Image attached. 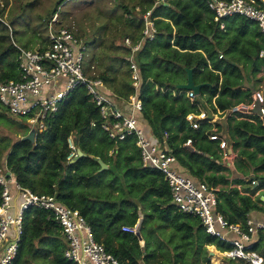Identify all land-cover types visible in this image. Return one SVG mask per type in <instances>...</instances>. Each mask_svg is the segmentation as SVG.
Returning a JSON list of instances; mask_svg holds the SVG:
<instances>
[{
    "label": "trees",
    "instance_id": "obj_1",
    "mask_svg": "<svg viewBox=\"0 0 264 264\" xmlns=\"http://www.w3.org/2000/svg\"><path fill=\"white\" fill-rule=\"evenodd\" d=\"M250 1L264 9V0ZM154 2L135 0L128 6L120 0L127 28L121 38L126 54L121 62L127 69L122 71L119 84L111 69L96 75L112 92L125 97L134 89L128 67L130 48L124 39L133 43L140 39L142 13ZM151 18L156 34L152 40H144L135 54L142 103L139 125L152 141L172 152L179 173L194 183L204 181L216 188L214 211L229 223L244 226L255 211L262 212L264 218L263 208L251 197L255 190L264 189V183L252 188L248 182L264 171L260 118L231 115L213 124L202 122L197 129L185 118L187 113L197 112L198 106L221 116L230 106L251 100L259 81L257 74L264 72V56H259L264 38L257 24L239 15L215 21L206 0H167L153 7ZM7 31L0 21V82L19 79L16 49ZM186 68L192 69L196 84L208 83L193 102L186 91L176 89L177 84L186 82ZM44 127L35 131L33 142L22 139L28 131L22 133L2 161L22 186L54 194L60 203L78 210L94 240L120 264H185L186 260L207 264L211 259L207 246L230 249V244L206 233L196 216L176 209L163 174L142 166L134 136L118 141L108 137L101 127L98 107L83 86L63 98L57 111L45 118ZM214 132L227 139L236 153L230 167L221 164L218 143L208 138ZM70 135L84 153L73 163L67 161ZM187 139L190 146L184 144ZM89 155L99 157L108 168L99 170ZM139 212L140 238L122 230L138 223ZM66 247L52 213L28 207L23 212L22 235L12 264H76L64 256ZM253 249L264 256L263 234L254 237Z\"/></svg>",
    "mask_w": 264,
    "mask_h": 264
},
{
    "label": "built area",
    "instance_id": "obj_2",
    "mask_svg": "<svg viewBox=\"0 0 264 264\" xmlns=\"http://www.w3.org/2000/svg\"><path fill=\"white\" fill-rule=\"evenodd\" d=\"M73 1L83 0H64L63 3ZM166 2L155 0L153 7ZM206 3L215 14V21L239 15L254 21L264 38V9L250 0H206ZM153 7L142 13L140 39L136 43L130 38L124 39L125 45L130 48L128 60L134 87L133 93L126 100L110 91L102 79L93 74V67H88L84 41L69 29L55 28L56 21L52 19L47 25V44L41 49H28L12 42L16 49L19 79L0 82V103L10 115L24 117L29 124L36 126L32 128L34 131H41L45 128V118L57 111L63 98L76 87L83 86L98 107L101 127L108 137L114 141L123 140L127 136L135 137L142 166L154 167L163 174L170 189L171 202L179 212L196 216L206 233L230 244V249L223 251L225 257L246 264H264V256L253 249L254 237L258 233L264 235V218L254 220L248 217L244 226L229 223L224 215L214 211L216 188L204 181L194 183L191 178L179 173L174 166L175 157L172 152L159 142L152 141L139 125L138 113L142 103L139 98L140 75L135 54L144 40H152L156 34L154 20L151 18ZM220 27H224L222 22ZM259 56H264V50L260 51ZM186 95L192 102L196 97L191 90L186 91ZM257 106L258 113L255 112ZM209 113L212 114L211 118ZM220 114L198 106L197 112H189L185 118L193 129H197L202 122L213 124L219 117L224 120L231 115L246 118L257 115L264 127V92L254 89L250 101L236 103ZM208 138L217 141L221 164L232 166L236 153L232 149L228 150L227 139L216 132L209 134ZM67 142L70 148L67 161L70 162L77 148L71 135ZM184 144L190 146L191 140L187 139ZM258 178H264V171L248 179L252 188L258 187ZM261 192L264 189H257L251 197L255 200L258 197V204L264 210V193ZM28 207L52 213L66 239L64 256L68 260L76 264H120L112 254L106 252L102 244L94 240L90 226L78 210L63 205L54 194L36 193L22 186L6 164L0 169V264H12L16 256L22 235L23 212ZM122 230L135 234L136 225L123 226Z\"/></svg>",
    "mask_w": 264,
    "mask_h": 264
},
{
    "label": "rangeland",
    "instance_id": "obj_3",
    "mask_svg": "<svg viewBox=\"0 0 264 264\" xmlns=\"http://www.w3.org/2000/svg\"><path fill=\"white\" fill-rule=\"evenodd\" d=\"M58 3L59 0H0V21L7 26L10 41L24 48L39 49L47 44V25L55 19V28L69 29L84 41L88 67H93V74L111 69L117 77L116 84H119L123 76L122 71L127 69L125 63L121 62V57L126 55L121 47V38L127 28L124 25L120 0H83L60 5ZM124 3L131 6L135 0H124ZM55 7L56 12H53ZM128 67L133 87L130 63ZM259 82L255 88L264 92V81ZM113 93L122 100L128 98L115 91ZM33 127L36 128L24 117L10 115L0 103V169L4 165L2 160L14 142L21 138L22 133L29 132ZM237 186L242 187L238 184ZM256 200L258 201V197ZM207 250L211 252V257H214L210 264H218L217 260L220 264H242L225 257L223 251L217 250L213 245L208 246ZM185 264H189V261L186 260Z\"/></svg>",
    "mask_w": 264,
    "mask_h": 264
},
{
    "label": "water",
    "instance_id": "obj_4",
    "mask_svg": "<svg viewBox=\"0 0 264 264\" xmlns=\"http://www.w3.org/2000/svg\"><path fill=\"white\" fill-rule=\"evenodd\" d=\"M185 71H186V77H187L186 82L177 84L176 89L184 90V91L191 90L196 95H198L200 93L201 87L208 85V83L196 84L193 80V77H192V69L186 68ZM255 112H257V113L259 112L258 106L255 108ZM211 117H212V114L209 113V118H211ZM34 136H35L34 129H30L28 134L26 136H24L22 139L33 142ZM82 156H84V153L80 149H77L76 155L70 161V163H73L74 161H76L78 158H80ZM89 157L93 158V160H95L99 164V166H100L99 170H104V169L108 168V166L99 157L91 156V155H89ZM7 174H9V172H7ZM252 177H254V176H252ZM260 182L264 183V180H260ZM139 215H140V219L138 220V223L136 224V233L135 234L140 238L139 224H140L141 217H142L140 212H139Z\"/></svg>",
    "mask_w": 264,
    "mask_h": 264
},
{
    "label": "crops",
    "instance_id": "obj_5",
    "mask_svg": "<svg viewBox=\"0 0 264 264\" xmlns=\"http://www.w3.org/2000/svg\"><path fill=\"white\" fill-rule=\"evenodd\" d=\"M257 75H259V81L261 82V80H263L264 81V72L263 71H260ZM263 78V79H262ZM259 82V83H260ZM258 83V84H259ZM257 85V84H256ZM218 121H221V120H223V118H220L219 117V119H217ZM229 143V142H228ZM231 146V147H230ZM230 149H232V151H233V147H232V145L229 143V145H228V150H230ZM234 152V151H233ZM235 153V152H234ZM252 219H254V220H259V219H262L263 218V214H262V212H253L252 213V217H251ZM142 243V242H141ZM208 247V246H207ZM208 251V250H207ZM211 252H209L208 251V256H210V261L214 258V257H211ZM216 260V259H215ZM210 261H209V263H207V264H210ZM238 262H240V263H242V264H246L245 262H243V261H240V260H238ZM217 263L218 264H220V262L217 260Z\"/></svg>",
    "mask_w": 264,
    "mask_h": 264
}]
</instances>
